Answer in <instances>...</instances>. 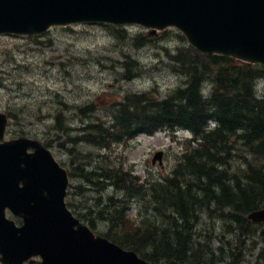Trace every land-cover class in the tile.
Instances as JSON below:
<instances>
[{"label": "trees", "instance_id": "trees-1", "mask_svg": "<svg viewBox=\"0 0 264 264\" xmlns=\"http://www.w3.org/2000/svg\"><path fill=\"white\" fill-rule=\"evenodd\" d=\"M107 28L117 38L128 39L126 29ZM143 38L136 35L134 44H140ZM33 42L43 43L36 38ZM168 57L173 70L184 77L182 85L162 99L152 98L148 91L123 92L107 106L111 117L108 123L91 122L81 128L80 135L68 136V142L107 149L139 134L176 129L190 131L193 138L185 144L171 174L154 184L111 164L91 172L88 182L101 190L115 187L119 199L116 195L107 196L103 202L99 198L97 210L89 209L87 215L106 221L107 238L147 261L244 264V254L256 252L253 264H264V229L255 230L245 218L264 207V93L259 99L254 95L255 81L264 79V67L200 54L186 44ZM137 65L125 61L123 79L135 77ZM205 82L210 83L207 96L201 94ZM95 106L92 102L86 110L93 112ZM60 114L55 117V129L66 134L70 128L63 126ZM209 123L214 125L210 129ZM133 198L147 202L165 227L129 217L126 204ZM203 213L211 219H222L227 233L235 238L227 240L225 247L212 249L211 238L196 237L194 227Z\"/></svg>", "mask_w": 264, "mask_h": 264}, {"label": "rangeland", "instance_id": "rangeland-1", "mask_svg": "<svg viewBox=\"0 0 264 264\" xmlns=\"http://www.w3.org/2000/svg\"><path fill=\"white\" fill-rule=\"evenodd\" d=\"M127 32L128 39L123 40L105 25L79 24L52 28L38 37L42 44H34L30 37H0V110L14 113L20 122L10 125L6 138L21 136L49 143L54 156L72 171L74 176L70 184L81 186V190L75 189V194H71L69 202L71 209L88 222L89 209L96 210V200L99 197L104 200L111 195V190L107 193V190L96 191L94 187H88L90 185L82 175L92 168L98 170L111 164L154 184L171 174L189 141L185 138L187 132L163 130L151 136L140 134L106 150L85 143L75 146L68 143V136L80 135L87 122L100 120L108 123L111 117L107 106L119 99L123 92L138 94L148 91L152 98L162 99L184 82V77L173 70L168 57L185 44L177 36V31L167 30L151 38L144 37L138 45L134 44V38L138 34L144 36L145 32L138 27H131ZM125 61L138 64L135 77L129 81L123 79L122 64ZM92 102L96 104V111L83 116L78 109ZM58 114L63 126L66 124L70 128L66 134L55 129ZM69 148L76 149V153L71 155ZM158 151L162 152L161 164L157 161L152 164L151 159ZM79 167L83 168L82 172ZM126 206L128 216L133 220L165 227V222L163 224L162 219L154 215L147 202L132 201ZM106 229L107 225L103 223L94 228L101 233ZM259 229L264 226L255 228ZM195 230L194 234L200 240L212 239L213 249L225 247L227 240L235 238L234 234L227 233L222 219H211L204 213L200 215ZM255 254H244V264H253Z\"/></svg>", "mask_w": 264, "mask_h": 264}, {"label": "water", "instance_id": "water-1", "mask_svg": "<svg viewBox=\"0 0 264 264\" xmlns=\"http://www.w3.org/2000/svg\"><path fill=\"white\" fill-rule=\"evenodd\" d=\"M78 23L176 28L198 52L264 66V0H0L1 35H41ZM7 119L0 112V140ZM33 149V153L29 150ZM155 154L152 163L161 160ZM66 171L34 140L0 143V254L5 264H152L81 225L64 199ZM9 210L22 219L16 227ZM264 223V208L247 216Z\"/></svg>", "mask_w": 264, "mask_h": 264}, {"label": "bare ground", "instance_id": "bare-ground-1", "mask_svg": "<svg viewBox=\"0 0 264 264\" xmlns=\"http://www.w3.org/2000/svg\"><path fill=\"white\" fill-rule=\"evenodd\" d=\"M198 223H199V222H198ZM198 223H197V224H198ZM197 224H196V226H197ZM196 226H195L194 228H196ZM194 233H195V231H194ZM196 233H197V232H196Z\"/></svg>", "mask_w": 264, "mask_h": 264}]
</instances>
